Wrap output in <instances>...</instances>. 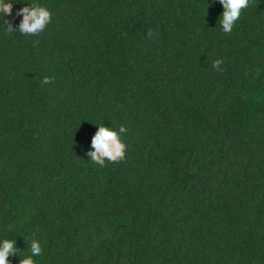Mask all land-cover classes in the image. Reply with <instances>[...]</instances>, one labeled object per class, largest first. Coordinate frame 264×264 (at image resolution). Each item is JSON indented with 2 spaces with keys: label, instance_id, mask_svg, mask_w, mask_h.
Segmentation results:
<instances>
[{
  "label": "trees",
  "instance_id": "obj_1",
  "mask_svg": "<svg viewBox=\"0 0 264 264\" xmlns=\"http://www.w3.org/2000/svg\"><path fill=\"white\" fill-rule=\"evenodd\" d=\"M12 2L52 13L38 36L0 16L12 264L33 239L36 264H264V0L230 34L219 0ZM101 125L128 129L120 163L87 157Z\"/></svg>",
  "mask_w": 264,
  "mask_h": 264
},
{
  "label": "clouds",
  "instance_id": "obj_2",
  "mask_svg": "<svg viewBox=\"0 0 264 264\" xmlns=\"http://www.w3.org/2000/svg\"><path fill=\"white\" fill-rule=\"evenodd\" d=\"M254 0H219L223 6V12L219 18L222 31L230 34L240 19L242 12L252 6ZM12 0H0V16L9 17L11 20H4L6 31L8 33L19 32L25 36H38L43 33L48 25L52 22V13L45 7L38 4H28L12 13ZM16 17H22L17 27H14ZM148 37L153 35L152 29L148 30ZM223 60L217 59L213 61L212 67L217 71H222L220 67ZM52 77L45 76L41 83L44 85L53 83ZM128 129L120 126L118 130L104 125L98 126V131L91 139V151L86 153L91 161L100 167L106 166L108 163H120L126 159L127 144L124 140V134ZM16 240L3 239L0 241V264H12L9 257L17 256L19 252ZM30 255L19 260V264H36L34 257L43 255V247L37 239L31 241Z\"/></svg>",
  "mask_w": 264,
  "mask_h": 264
}]
</instances>
